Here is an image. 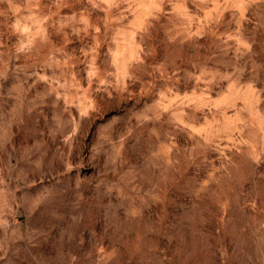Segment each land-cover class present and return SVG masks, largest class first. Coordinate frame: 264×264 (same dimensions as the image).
<instances>
[{
  "label": "rangeland",
  "instance_id": "374dc122",
  "mask_svg": "<svg viewBox=\"0 0 264 264\" xmlns=\"http://www.w3.org/2000/svg\"><path fill=\"white\" fill-rule=\"evenodd\" d=\"M0 264H264V0H0Z\"/></svg>",
  "mask_w": 264,
  "mask_h": 264
}]
</instances>
